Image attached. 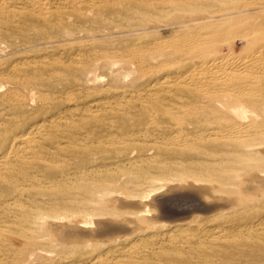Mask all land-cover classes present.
I'll use <instances>...</instances> for the list:
<instances>
[{
  "label": "bare ground",
  "instance_id": "obj_1",
  "mask_svg": "<svg viewBox=\"0 0 264 264\" xmlns=\"http://www.w3.org/2000/svg\"><path fill=\"white\" fill-rule=\"evenodd\" d=\"M0 264H264V0H0Z\"/></svg>",
  "mask_w": 264,
  "mask_h": 264
},
{
  "label": "rangeland",
  "instance_id": "obj_2",
  "mask_svg": "<svg viewBox=\"0 0 264 264\" xmlns=\"http://www.w3.org/2000/svg\"><path fill=\"white\" fill-rule=\"evenodd\" d=\"M242 47H243V41H241L239 39L235 40L233 42L232 46H231L232 50L235 51V52H240ZM224 51H227V48H225ZM165 191H167L166 188L161 189L158 192H155L154 194H152V197H157V198L158 197H162V196L166 197L167 196V194H166L167 192H165Z\"/></svg>",
  "mask_w": 264,
  "mask_h": 264
}]
</instances>
